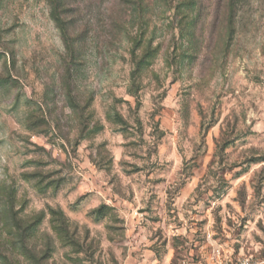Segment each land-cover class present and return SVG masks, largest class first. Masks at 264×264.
I'll use <instances>...</instances> for the list:
<instances>
[{
  "label": "rangeland",
  "instance_id": "374dc122",
  "mask_svg": "<svg viewBox=\"0 0 264 264\" xmlns=\"http://www.w3.org/2000/svg\"><path fill=\"white\" fill-rule=\"evenodd\" d=\"M246 256L264 0H0V264Z\"/></svg>",
  "mask_w": 264,
  "mask_h": 264
},
{
  "label": "built area",
  "instance_id": "2783aa9c",
  "mask_svg": "<svg viewBox=\"0 0 264 264\" xmlns=\"http://www.w3.org/2000/svg\"><path fill=\"white\" fill-rule=\"evenodd\" d=\"M207 264H264V259H258L253 257H240L236 260H212Z\"/></svg>",
  "mask_w": 264,
  "mask_h": 264
},
{
  "label": "trees",
  "instance_id": "16d2710c",
  "mask_svg": "<svg viewBox=\"0 0 264 264\" xmlns=\"http://www.w3.org/2000/svg\"><path fill=\"white\" fill-rule=\"evenodd\" d=\"M57 3H55V6L57 7V5H56ZM56 7H53L52 6V12H51V16H52V18L54 19V21H56V24L58 25V27L60 28V30H62V34L64 33V37H65V35H66V30H65V28L62 26V24H63V22H64V20L60 17V15L57 13V10L55 9ZM144 57H146V55L144 56ZM143 61L142 60H140L139 62H138V64H137V66H136V70L133 72V78H135L136 77V75L141 71V69L143 68ZM135 80V79H134ZM133 92V90H130V92Z\"/></svg>",
  "mask_w": 264,
  "mask_h": 264
}]
</instances>
